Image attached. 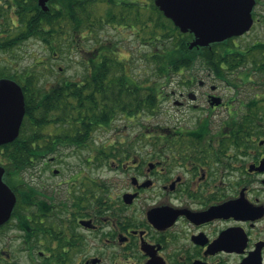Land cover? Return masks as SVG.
Returning a JSON list of instances; mask_svg holds the SVG:
<instances>
[{
    "label": "flooded vegetation",
    "instance_id": "1",
    "mask_svg": "<svg viewBox=\"0 0 264 264\" xmlns=\"http://www.w3.org/2000/svg\"><path fill=\"white\" fill-rule=\"evenodd\" d=\"M254 1L247 32L197 48L202 73L179 81L182 98L135 113L147 142L124 138L119 179L63 174L43 158L16 191L6 170L16 203L0 264H264V0ZM95 134L68 148L106 166Z\"/></svg>",
    "mask_w": 264,
    "mask_h": 264
},
{
    "label": "trees",
    "instance_id": "2",
    "mask_svg": "<svg viewBox=\"0 0 264 264\" xmlns=\"http://www.w3.org/2000/svg\"><path fill=\"white\" fill-rule=\"evenodd\" d=\"M15 2L9 9H0V51H11L36 38L53 54L74 48L85 50L89 56L81 81L65 78L48 89L39 84L33 71L18 78L7 68L0 70V78L14 79L22 86L26 101L19 137L0 147V165L16 191L23 170L34 160L58 152V143L82 146L116 119L131 120L138 111L150 109L153 98L164 96V88L174 76L197 67L198 47H189L194 36L181 33L154 0L148 4L133 0H52L48 11L38 6L37 0ZM99 6H106L103 14ZM111 26L131 28L143 45L152 47L145 56L151 73L143 79L133 72L134 53L126 58L113 40L99 38V33ZM92 38L96 42H85ZM50 129L52 132H45ZM109 150L112 152L103 148L102 157H115V149Z\"/></svg>",
    "mask_w": 264,
    "mask_h": 264
},
{
    "label": "rangeland",
    "instance_id": "3",
    "mask_svg": "<svg viewBox=\"0 0 264 264\" xmlns=\"http://www.w3.org/2000/svg\"><path fill=\"white\" fill-rule=\"evenodd\" d=\"M133 1L142 2L144 4L150 3V0ZM4 6L5 0H0V9L4 10ZM97 8L100 14H103L106 6H99ZM4 12H6V10ZM7 16L10 17V12H7ZM14 18L15 16L13 15V19ZM14 21L17 23L15 19ZM10 24L11 22L9 21L7 25ZM133 33L134 32L131 28L111 26L102 30L99 33V38L102 40H113V42L121 48V55L123 54L126 58L132 56L134 53L135 68L133 69V72L134 74L141 75V78L143 79L148 73H151L149 61L146 60L145 56L148 52H151L152 47L143 45L141 39L134 36L135 33ZM7 35L9 34H4L3 36ZM85 42L92 44L96 42V39H87ZM88 58L89 56L86 54L85 50L79 51L74 48H64L62 53L53 54L39 39L32 38L23 42L19 46L17 45V47L11 51H0V70L7 68V72L16 74L19 76L18 78L25 76L27 71H33L40 81L39 84L48 89L65 78L74 81H81L86 72L85 62ZM133 72L130 71L129 73ZM201 73L202 71L197 66L182 74H177L174 76L171 83L165 86V94L162 98H182L180 93L183 91V88L180 86L179 81L191 77L192 75L200 77ZM221 88V96L228 98L230 95L228 92L229 88L226 87L225 83H223V85L221 84ZM192 89L193 92L191 94L195 96V94H197L196 87H193ZM187 95L188 92L185 93L184 98H188ZM253 96L254 93L250 92L246 98H252ZM145 123L146 120L143 118L135 119V122L133 123L131 120H127L126 117H120L116 119L113 125L110 127H104L95 134L94 138L88 143L91 144L93 150L99 152L101 149L107 148L109 152L111 151L109 149H115L112 154L115 157L110 159L105 158L106 166H101L98 159L97 161L88 164L86 160L88 158L89 150L87 151L83 148L71 150L68 147H63L55 154H51L46 158H57L53 165L60 168L63 171V174H68L71 169H74L75 171L84 169L91 175L93 180L102 182L113 180L115 178L119 179L117 176L120 174L119 169H117L116 164L112 163V160H119L122 158L121 152L124 150V138L126 142L130 141L131 143V140H134V138L135 142H147V139H144V135H142L147 132L142 128ZM45 132H52V129L45 130ZM56 132H58V130H56ZM50 165H52V163H50Z\"/></svg>",
    "mask_w": 264,
    "mask_h": 264
},
{
    "label": "water",
    "instance_id": "4",
    "mask_svg": "<svg viewBox=\"0 0 264 264\" xmlns=\"http://www.w3.org/2000/svg\"><path fill=\"white\" fill-rule=\"evenodd\" d=\"M52 0H38L48 11ZM164 16L183 34L194 36L190 49L242 35L252 25L254 0H154ZM190 98H194L190 94ZM26 116L22 86L14 79L0 78V147L14 142ZM6 169L0 165V225L11 217L16 196L5 183Z\"/></svg>",
    "mask_w": 264,
    "mask_h": 264
}]
</instances>
